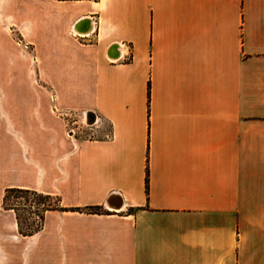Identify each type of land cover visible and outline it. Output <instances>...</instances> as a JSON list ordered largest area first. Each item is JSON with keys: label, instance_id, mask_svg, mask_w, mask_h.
I'll return each mask as SVG.
<instances>
[{"label": "crops", "instance_id": "crops-1", "mask_svg": "<svg viewBox=\"0 0 264 264\" xmlns=\"http://www.w3.org/2000/svg\"><path fill=\"white\" fill-rule=\"evenodd\" d=\"M0 264H264V0H0Z\"/></svg>", "mask_w": 264, "mask_h": 264}, {"label": "trees", "instance_id": "trees-1", "mask_svg": "<svg viewBox=\"0 0 264 264\" xmlns=\"http://www.w3.org/2000/svg\"><path fill=\"white\" fill-rule=\"evenodd\" d=\"M145 185H146V189H147V178L145 179ZM12 194L15 195V197H14L15 199L23 198L24 196L25 197L30 196L34 199L40 200L39 203H37L36 212L33 215V216H35L36 220L38 221L36 224H34V223H30V224L22 223L21 219L19 218L17 209H15L12 206L7 205L8 199H9L10 195H12ZM19 196H23V197H19ZM50 201L53 202L52 205L49 204ZM2 207L4 209L13 210L16 213V219H17L19 234L22 236H31V235L37 233L41 229L44 214L47 211L54 210L58 207V201L56 199L49 197V196L38 194V193L33 192V191L10 189V190H6V192L4 194Z\"/></svg>", "mask_w": 264, "mask_h": 264}, {"label": "rangeland", "instance_id": "rangeland-1", "mask_svg": "<svg viewBox=\"0 0 264 264\" xmlns=\"http://www.w3.org/2000/svg\"><path fill=\"white\" fill-rule=\"evenodd\" d=\"M14 197H15L14 194L10 195L7 205L17 209L19 218L21 219L22 223L36 224L38 221L33 215L36 212L37 203H39L40 200L34 199L30 196L29 197L19 196V197H23L19 199H15ZM49 204L52 205L53 202L50 201Z\"/></svg>", "mask_w": 264, "mask_h": 264}, {"label": "built area", "instance_id": "built-area-1", "mask_svg": "<svg viewBox=\"0 0 264 264\" xmlns=\"http://www.w3.org/2000/svg\"><path fill=\"white\" fill-rule=\"evenodd\" d=\"M95 1V0H93ZM73 35L75 37H82L83 34H79V33H73ZM89 113H84L82 114V119L81 121H77L72 119L70 116L68 115H63L65 122H66V127H67V134L72 136L74 135L75 131H90L92 132V130L94 129L95 125H96V120L94 119L93 122L90 121V119H88L87 115ZM90 137H93V135H90Z\"/></svg>", "mask_w": 264, "mask_h": 264}, {"label": "bare ground", "instance_id": "bare-ground-1", "mask_svg": "<svg viewBox=\"0 0 264 264\" xmlns=\"http://www.w3.org/2000/svg\"><path fill=\"white\" fill-rule=\"evenodd\" d=\"M80 30L82 31V32H85V31H87L88 30V24H85V25H83L81 28H80ZM113 54H115V52L113 53ZM111 204V203H110ZM114 209H120V207L119 206H116Z\"/></svg>", "mask_w": 264, "mask_h": 264}, {"label": "water", "instance_id": "water-1", "mask_svg": "<svg viewBox=\"0 0 264 264\" xmlns=\"http://www.w3.org/2000/svg\"><path fill=\"white\" fill-rule=\"evenodd\" d=\"M87 117H88V119H90V121L93 122V120H94V116H93L91 113H89V114L87 115Z\"/></svg>", "mask_w": 264, "mask_h": 264}]
</instances>
